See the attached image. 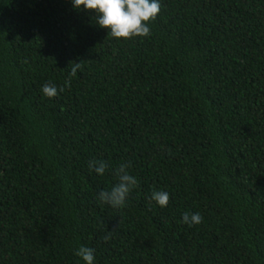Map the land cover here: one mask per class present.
<instances>
[{
	"label": "trees",
	"instance_id": "trees-1",
	"mask_svg": "<svg viewBox=\"0 0 264 264\" xmlns=\"http://www.w3.org/2000/svg\"><path fill=\"white\" fill-rule=\"evenodd\" d=\"M160 3L124 40L72 0H0V264H264V0ZM122 163L138 186L102 205Z\"/></svg>",
	"mask_w": 264,
	"mask_h": 264
},
{
	"label": "clouds",
	"instance_id": "clouds-1",
	"mask_svg": "<svg viewBox=\"0 0 264 264\" xmlns=\"http://www.w3.org/2000/svg\"><path fill=\"white\" fill-rule=\"evenodd\" d=\"M76 9L95 12V21L99 27L108 30V37L116 39L131 40L137 37L145 38L151 35L150 23L154 21L161 12L160 0H72ZM81 63L72 62L70 65V76H75ZM67 88L71 87V80L65 82ZM64 87L59 90L51 83H45L41 92L45 97L54 98L59 92H63ZM130 167L127 163H122L115 169L117 183L110 190H102L97 196V200L103 205L107 204L113 208H122L126 205V199L132 189L138 186L136 177L128 172ZM90 170H94L100 175H104L108 169V163L92 161L89 164ZM170 196L166 191H154L149 201H155L160 207H167ZM182 220L188 226L200 224L202 216L199 213L185 212ZM111 232L102 237L104 241L111 239ZM75 255L82 258L86 264H93L95 259L94 250L81 246Z\"/></svg>",
	"mask_w": 264,
	"mask_h": 264
}]
</instances>
